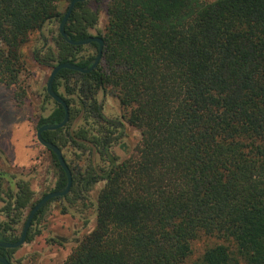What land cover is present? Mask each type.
<instances>
[{"label":"trees","instance_id":"16d2710c","mask_svg":"<svg viewBox=\"0 0 264 264\" xmlns=\"http://www.w3.org/2000/svg\"><path fill=\"white\" fill-rule=\"evenodd\" d=\"M70 1L0 0V86L15 102L28 96L21 49L34 33L33 58L51 70L89 67L97 56L96 43L73 46L44 33L59 28ZM100 1L77 3L65 32L76 41L100 37L101 59L87 74L57 73L52 90L69 121L42 133L72 177L69 193L51 201L86 202L103 183L94 228L62 264H184L199 240L206 245L192 264H264V0H110L106 26L93 35L91 3ZM99 94L119 101L120 119L104 115ZM43 96L52 107L45 103L36 129L65 115L46 85ZM126 126L140 139L120 160L114 149L126 150ZM47 151L51 192H59L67 177ZM14 186L0 210V241L9 243L32 196L28 182ZM14 251L0 248V257L10 262Z\"/></svg>","mask_w":264,"mask_h":264},{"label":"rangeland","instance_id":"374dc122","mask_svg":"<svg viewBox=\"0 0 264 264\" xmlns=\"http://www.w3.org/2000/svg\"><path fill=\"white\" fill-rule=\"evenodd\" d=\"M109 2L110 0H101L91 3V8L98 13L96 30L91 32L93 35L102 33L106 26ZM67 5L66 2L60 3L59 10L62 12ZM44 33L50 41L58 33V24L51 23ZM38 39L39 35L34 33L31 41L21 49L26 66L20 81L28 95L24 102H15L13 90L0 86V173L5 174L11 184L18 181L28 182L32 192L29 206L21 212L18 222L12 228V234L17 238L21 235L31 206L51 192L56 179L50 153L36 141L37 120L46 103L44 88L51 73L50 68L37 64L33 58V51L40 48ZM98 100L106 117L121 118L122 110L115 97L99 94ZM46 107L49 110L52 104L47 102ZM126 132V150L118 147L114 149L120 160L131 153L140 139L138 131L126 126ZM102 187L103 183L94 185L89 200L79 201L76 205H69L61 200L48 203L43 214L30 225V240L25 241L11 254V264H62L78 242L94 228V202ZM9 189H13V186ZM2 207L3 204L0 203V210ZM205 245L204 240L195 242L193 253L184 264H192L199 258Z\"/></svg>","mask_w":264,"mask_h":264},{"label":"water","instance_id":"95a60500","mask_svg":"<svg viewBox=\"0 0 264 264\" xmlns=\"http://www.w3.org/2000/svg\"><path fill=\"white\" fill-rule=\"evenodd\" d=\"M88 1H91V0H71L70 1L69 5H68L67 12L59 24L58 32H59V35L64 39V41L69 45L87 46L91 43H96L98 45V54L95 57V59L93 61H91L89 67H79L75 64L62 63V64H57L52 68L51 73H50L49 78H48L47 83H46V92H47L48 96L53 101H55L57 104H59L63 107L65 115L59 123L43 125L36 130V141L38 142V144L40 146L51 151L55 155L59 166L62 168V170L64 171V173L67 177V185H66L65 189L62 191H59V192L53 191V192L47 193L46 195L41 197L40 200L30 210V212L27 216V219L25 221V224L23 226L22 233H21L18 241L15 243L0 241V248L18 249L19 247H21L26 240L30 225H31L33 217L36 215V213L40 209H42L52 199L64 197L70 191V188L72 185V177H71V173H70V171H69V169H68V167H67V165L63 159L62 152L60 151V149L56 145L49 143V142H46L42 138V133L45 131H55V130L64 128L69 121V110H68L66 103L61 99V97L56 95L52 90V84L54 82V79H55L57 73L62 69H67V70L75 71V72H78L81 74H87V73L93 71L97 67V65L101 59L102 50H103V40L100 37H97V36L88 37L86 39L76 41V40L71 39L69 37V35L65 32V25L67 23L69 16L72 13L74 7H75V5L77 3L88 2ZM0 264H10V263L7 261V259L0 257Z\"/></svg>","mask_w":264,"mask_h":264},{"label":"flooded vegetation","instance_id":"af4514ba","mask_svg":"<svg viewBox=\"0 0 264 264\" xmlns=\"http://www.w3.org/2000/svg\"><path fill=\"white\" fill-rule=\"evenodd\" d=\"M0 185H1V200H0V203L3 204L4 201H6V199L8 198V194H9V188L10 186L12 185L13 186V189H14V184H11V180L7 179L6 175L3 174V173H0ZM5 183H6V186H5ZM7 188V189H5ZM11 189V190H13ZM50 193V192H49ZM46 195V194H45ZM1 219V218H0ZM22 233V232H21ZM20 238V237H19ZM13 250H16V249H13ZM3 258V257H2ZM8 261V260H7ZM9 262V261H8ZM12 262V258H11V261L9 262L11 264Z\"/></svg>","mask_w":264,"mask_h":264}]
</instances>
